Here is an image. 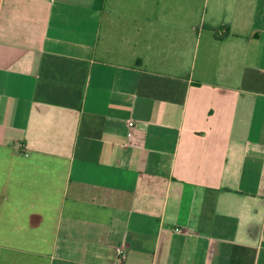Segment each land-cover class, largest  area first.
I'll list each match as a JSON object with an SVG mask.
<instances>
[{
    "label": "crops",
    "instance_id": "0c3cea01",
    "mask_svg": "<svg viewBox=\"0 0 264 264\" xmlns=\"http://www.w3.org/2000/svg\"><path fill=\"white\" fill-rule=\"evenodd\" d=\"M0 264H264V0H0Z\"/></svg>",
    "mask_w": 264,
    "mask_h": 264
},
{
    "label": "built area",
    "instance_id": "2783aa9c",
    "mask_svg": "<svg viewBox=\"0 0 264 264\" xmlns=\"http://www.w3.org/2000/svg\"><path fill=\"white\" fill-rule=\"evenodd\" d=\"M129 124H130V126H133V125H134V122H133V121H130V123H129ZM176 230H177V231H181V229H180V228H177Z\"/></svg>",
    "mask_w": 264,
    "mask_h": 264
}]
</instances>
